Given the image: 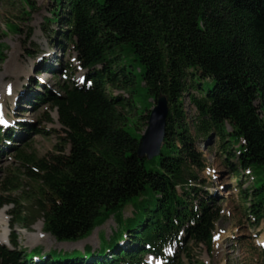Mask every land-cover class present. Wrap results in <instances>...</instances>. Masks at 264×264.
<instances>
[{
	"label": "trees",
	"instance_id": "obj_1",
	"mask_svg": "<svg viewBox=\"0 0 264 264\" xmlns=\"http://www.w3.org/2000/svg\"><path fill=\"white\" fill-rule=\"evenodd\" d=\"M23 1L31 17L36 6ZM45 23L60 26L52 36L62 35L87 74L81 85L68 80L60 94L38 98L57 110L64 133L59 153L13 154L35 186L43 230L57 242L88 239L111 217L124 227L106 249L72 256L28 254L12 234L13 249L0 244V264H140L147 254L186 264L184 253L187 264H203L193 262L187 247L181 253L190 242L212 251L222 217L219 199L201 188L200 137L220 139L248 215L257 226L264 221V0H54ZM10 30L20 32L17 25ZM5 47L0 43V57ZM74 69L67 67V76ZM160 95L170 105L165 144L160 157L141 160L140 125ZM186 100L195 109L193 127ZM14 178L6 192L21 189ZM242 180L251 182L247 189ZM15 203L0 197V209ZM11 215L13 225L29 220L17 210ZM174 244L179 249L168 256Z\"/></svg>",
	"mask_w": 264,
	"mask_h": 264
},
{
	"label": "rangeland",
	"instance_id": "obj_2",
	"mask_svg": "<svg viewBox=\"0 0 264 264\" xmlns=\"http://www.w3.org/2000/svg\"><path fill=\"white\" fill-rule=\"evenodd\" d=\"M29 1L36 6V11L31 17L25 15L29 8L23 0H0V43L6 46L3 49V57H0V102L3 104L0 117L7 116L12 122L15 121L19 134L14 142L9 137V139L4 138L5 141L1 144L0 197L11 198L17 203L5 206L0 211V215L5 222L4 225L9 226V235L15 234L21 248L28 254L36 249L43 256L57 252L72 256L71 254L76 251L84 254L87 247H91L92 251H98L99 248L106 249L113 234L118 232L120 227H124L123 222L114 217L97 228L88 239L76 243H59L44 232V218L39 212L36 194L33 191L35 186L24 175V170L13 154L15 149H27L29 154L36 153L39 158H49L59 153L57 147L64 145L62 141L64 133L57 110L38 98L47 92L60 94L61 85L68 80L82 83L86 76V72L76 62V54L72 47L62 40V35L52 36L53 32H61L60 26L45 23L54 11V0ZM11 25L19 26L20 32L11 31ZM67 67L75 68L69 76L68 73L66 74ZM9 89L12 92L7 95ZM143 93L144 89L141 85L142 106L139 117L143 113ZM119 94L120 92L116 93ZM151 102L152 110L155 102ZM186 111L187 122L193 127V121L197 120L195 109L187 100ZM47 114L51 118L50 122H47ZM135 120H138V117ZM147 127L148 121L146 125H140L141 135L145 133ZM10 128H12L11 123ZM35 129L42 130L43 134H36ZM192 131L194 133V129ZM228 131L231 132L230 127ZM3 137L6 135L2 134V139ZM221 144L216 135L211 139L200 137L197 140L198 150L206 160L205 169L198 172L200 180L205 182L201 188L217 196L222 209V217L216 224L214 233L213 250L190 242L184 244L181 253L187 247L191 251L193 262L198 261L203 264H264V221L257 226L248 215L247 208L239 195V186L224 163L225 154ZM148 168L153 169L151 166ZM13 176L21 189L6 192L4 185ZM256 179L258 180L257 176ZM250 183L248 180H242L241 187L247 189ZM16 210L29 220L24 224L13 225L15 215L12 216L11 212ZM132 214L133 208L127 207L124 217L129 219ZM2 235L0 232L1 242ZM177 250L178 245L174 244L166 253L172 255ZM183 256L187 264L189 259L185 253ZM143 263L160 264L148 255H145Z\"/></svg>",
	"mask_w": 264,
	"mask_h": 264
},
{
	"label": "water",
	"instance_id": "obj_3",
	"mask_svg": "<svg viewBox=\"0 0 264 264\" xmlns=\"http://www.w3.org/2000/svg\"><path fill=\"white\" fill-rule=\"evenodd\" d=\"M169 114V101L166 96L160 95L149 114L148 127L139 142V159L152 160L161 156L167 136Z\"/></svg>",
	"mask_w": 264,
	"mask_h": 264
},
{
	"label": "bare ground",
	"instance_id": "obj_4",
	"mask_svg": "<svg viewBox=\"0 0 264 264\" xmlns=\"http://www.w3.org/2000/svg\"><path fill=\"white\" fill-rule=\"evenodd\" d=\"M7 124H8V128H10V123H9L8 121H7ZM5 220H6V219H5ZM6 221H7V220H6ZM4 223H5V222H3L2 218H1V215H0V224H1V225H0V226H1V227H0V228H1L0 230H1V231H0V232H1V234H3V235H2V238H1L3 243H2V242H1V243H2V244H4V243L7 244L8 230H7V225H4ZM2 231H4V233H2ZM40 231H41V230H40ZM0 241H1V240H0ZM173 254H174V253H173Z\"/></svg>",
	"mask_w": 264,
	"mask_h": 264
}]
</instances>
